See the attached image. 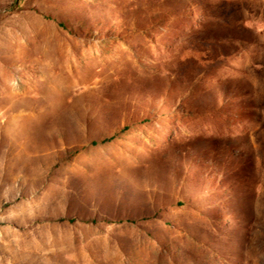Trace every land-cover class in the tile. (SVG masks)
<instances>
[{"label": "rangeland", "instance_id": "1", "mask_svg": "<svg viewBox=\"0 0 264 264\" xmlns=\"http://www.w3.org/2000/svg\"><path fill=\"white\" fill-rule=\"evenodd\" d=\"M0 264H264V0H0Z\"/></svg>", "mask_w": 264, "mask_h": 264}]
</instances>
